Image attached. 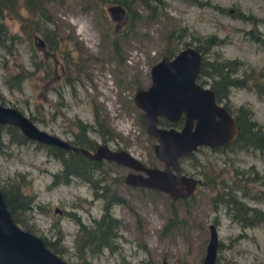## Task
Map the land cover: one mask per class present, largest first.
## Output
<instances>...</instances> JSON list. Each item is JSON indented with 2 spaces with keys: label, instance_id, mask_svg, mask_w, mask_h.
Masks as SVG:
<instances>
[{
  "label": "rangeland",
  "instance_id": "1",
  "mask_svg": "<svg viewBox=\"0 0 264 264\" xmlns=\"http://www.w3.org/2000/svg\"><path fill=\"white\" fill-rule=\"evenodd\" d=\"M162 4L155 17H146L145 9L135 2L139 18L131 21V29L118 35L117 28L124 24L125 17L119 22L106 12L104 17L88 0H50L46 4L47 24L55 30L56 45L49 49L32 42L31 36L37 31L29 29L30 38L23 37L20 19L8 14L4 21L10 30L18 32L20 40L11 51L0 46L3 103L14 105L39 127L61 137L70 136L67 128L74 127L75 118L91 122L95 110L110 132L103 141L126 148L145 163L160 165L151 149L153 139L145 132L141 111L131 94L134 87L149 81V65L173 43L172 38H166L169 30L186 26L183 40L195 42V36L203 38L207 34L216 39L203 52L204 59L226 57L238 62L235 74L245 83L229 84L226 101L233 112L238 105L248 108L264 129V0H163ZM19 10L24 13L22 7ZM238 12L251 14L255 20ZM114 36H119L117 49L110 42ZM116 52L120 55L118 63ZM16 69L26 75L19 88L8 87L4 74ZM200 76L207 84V74L201 72ZM98 134L93 133L96 140ZM7 137L0 127V185L13 179L21 193L31 195L33 214L45 232V226L56 217L55 205L75 210L85 223L98 217L103 199L90 193L84 179L76 176L70 183L49 184V170L59 164L55 156L46 153L44 146H37L35 140L17 143L7 141ZM203 150L196 154L210 160L212 173L220 169L227 182L226 175L232 178L230 171L235 166H252L264 178V152L257 148ZM191 161V157L181 160V169L201 178ZM104 163L106 180L127 170L113 161ZM240 184L245 190L240 194L243 201L264 209V185L259 181ZM257 187L262 188L259 198L255 197ZM116 188L123 199L110 207L120 225L115 247L80 256L71 245H64L60 254L72 264H159L161 259L165 264H201L208 222L214 223L217 233L213 264H264V224L241 226L225 207L211 201L214 187L199 182L190 194L177 198L121 180ZM36 204L43 205L47 212ZM59 220L68 243V231L74 230L75 222L69 216Z\"/></svg>",
  "mask_w": 264,
  "mask_h": 264
},
{
  "label": "water",
  "instance_id": "2",
  "mask_svg": "<svg viewBox=\"0 0 264 264\" xmlns=\"http://www.w3.org/2000/svg\"><path fill=\"white\" fill-rule=\"evenodd\" d=\"M106 14L115 20L124 15L120 2L105 4ZM35 45H42L38 34H33ZM201 62L200 51L192 44L178 47L172 54L162 51L149 65V82L134 87L131 98L141 110L145 132L154 137L151 144L154 156L161 165L147 164L124 147H110L97 142L90 150L70 143L56 133L39 127L27 114L12 104L0 102V123H10L26 137L42 143L77 150L91 158L112 159L131 169L123 180L166 192L171 198L184 197L192 192L200 177L184 172L179 163L181 155L194 150L197 145H218L235 136V118L223 103L216 100L207 84L196 80ZM183 115L179 127L158 125L162 115L168 121ZM208 236L201 257V264H213L217 233L213 222L207 224ZM0 264H70L51 250L43 239L18 225L7 207L0 189ZM159 264H164V259Z\"/></svg>",
  "mask_w": 264,
  "mask_h": 264
},
{
  "label": "trees",
  "instance_id": "3",
  "mask_svg": "<svg viewBox=\"0 0 264 264\" xmlns=\"http://www.w3.org/2000/svg\"><path fill=\"white\" fill-rule=\"evenodd\" d=\"M49 1L50 0H0V46L4 47L6 51H11L17 47V44L20 40V35L17 31L10 30L4 21V18L8 14H14L20 19V28L25 33L23 37L29 39V29H32L42 35L45 41L44 46L46 48H54L56 45L55 30L49 24H47L49 14L46 4ZM88 1L94 9L99 8L100 13L104 17V12L106 11H104L105 9H103V5L105 3L117 1L123 5V18L125 17V21L124 24L122 22V26L117 28L118 35H122L126 31V29H131V23H133L131 21H134L139 18L140 14L133 5L135 2H137L141 7L145 9L146 17H155L163 5V0ZM20 7H22L24 13H21V11L19 10ZM238 14L244 18L250 19L251 21L255 20L254 16L251 14H243L241 12H238ZM262 20H264V18H262ZM186 32H188L186 26H178L175 30H169V32L166 34V38L167 40L172 38L173 43L171 45H166L164 49L169 54H172L178 47L186 43L192 42V44L201 53L199 71L207 74L210 68V61L203 58V52H205L212 43L216 42V39L212 34H207L203 38L195 36V42L193 41L194 39L183 40L182 37ZM118 38L119 36H114L110 40L113 49H117L119 47L117 42ZM115 56V59L118 63L120 60V55L116 52ZM238 65V62L234 61V59H228L226 57L214 61L216 74H218V76L221 78H225L223 81L226 86H228L229 84L243 85L245 83V81H243V78H240V76H234V71H236ZM25 75L26 72L24 73L21 70H11L8 73L6 72L4 74L3 80L8 87L19 88L21 86V81ZM0 102L3 103L2 98H0ZM93 116L94 117L91 122L81 121L80 119L75 118L73 120L74 125L80 127L81 129L91 127L99 133L102 140H105L107 137L110 136V132L107 127L102 126L101 122L98 120V113L95 110L93 111ZM29 117L31 118V116ZM234 117L236 121L237 130L232 140L213 147L206 145L198 146L195 150L189 152L185 156H182L181 160H183L184 158L186 159L188 157L192 158V161L195 162L194 166H197V168L194 170L201 173L200 182L207 184L209 187H214V194L210 196L211 201L213 203H215L216 201V203H219L220 205L225 207V211L229 213L230 217L233 220L237 221L241 226L253 225L256 223L264 224V209L258 208L255 205H247L240 196V194L242 195V193H245V190L242 188V184H240L242 182L259 181L261 184L264 185V178H262L258 174L257 170H255L252 166H248L247 168H237L235 166L233 168V172L230 171V173L233 175L232 178L229 175H226L229 179V181L227 182L224 178L225 176H222L219 173L220 169L218 171L215 170V172L212 173L211 171L213 169V165L210 160H208L204 156L201 157L196 154L197 151L203 152L204 148L222 149L231 146L235 148L252 147L257 148L261 152H264V129L251 116L250 110L248 108H244L241 105H238L235 110ZM140 118L142 120L141 114ZM101 121L105 124L103 119H101ZM0 127H3L8 133L7 141L9 142L21 143L27 140H32L26 138L13 124L0 123ZM77 142H79V144H84L86 141L84 142V140L79 139ZM35 143L37 146H44L46 153L62 158L60 168L57 172L51 175L48 182L49 184L52 185L56 182H67L68 176H66V174H63L65 170V164L63 163H65L67 158L69 157V159H73L75 161V163H71L70 171L76 174V172L74 171L75 169L76 171L82 170L83 175L88 178H91L89 171L83 170L87 167V163H85V156L81 152L67 150L65 148L50 143H42L38 141H35ZM100 173L102 174V171H98V174ZM83 175L80 176V178L87 179L86 177H83ZM259 178L261 180H259ZM0 189L3 192L7 206L9 208L14 207L16 204H19L22 207H26L31 203V195L21 193L20 185L17 183V181L13 179L6 180L5 183H2L0 185ZM261 189L262 188L258 187L255 189V191L257 192V196H255L256 198L261 197V195L259 194ZM122 199L123 198L120 195H111L109 200L111 202L102 204L103 212L101 213V215L99 217L93 218L92 223H88L84 228H81V233L84 235V243H81L78 246L76 245L78 250H81L83 253H92L102 250L104 248L112 249L113 247H115V243L112 241V238L109 234H111L110 232L112 227L114 228L119 225V220L117 217L111 215L110 207L111 203L122 201ZM105 229L110 230L109 234L106 235L104 233ZM49 247L52 248L51 245H49Z\"/></svg>",
  "mask_w": 264,
  "mask_h": 264
},
{
  "label": "flooded vegetation",
  "instance_id": "4",
  "mask_svg": "<svg viewBox=\"0 0 264 264\" xmlns=\"http://www.w3.org/2000/svg\"><path fill=\"white\" fill-rule=\"evenodd\" d=\"M232 9L233 8H229V10H232ZM33 34H38L40 36V38L42 39V45H40V46L44 47L45 41H44L42 35L39 32H34ZM33 34H32V36H33ZM32 36H31V40H32ZM38 59H40V58H38ZM35 65H37V64H35ZM215 69L216 68L214 67V61L211 60L210 61V68H209V71L207 73V85L214 92V96H215L216 100L221 102V103H223L224 106L234 116L235 111L233 112L231 110L229 104L226 101L228 96H227V93H226L227 86L225 85V83L223 81L225 78L219 77L218 74H216V70ZM199 70H198V73L196 75V80L199 83H201V84H206V83H204L205 81L202 78H200L201 77L200 76L201 72ZM235 73H236V71H234V75L235 76H239V75H236ZM148 82L145 85H139V86H146L148 84ZM211 84H212V86H211ZM182 121H183V115L182 114H180L179 116L174 118L172 121H168L166 117H164L162 115H158L156 123L158 125H165V126L173 125L174 127H179L182 124ZM235 123H236V121H235ZM73 126H74L73 128H71V127L67 128L70 131V136L69 137H63L65 139H67L70 143L76 144V145H82V146L92 150V149H94V147H95L97 142H103V140L101 139L99 134H98V137H99L98 140H96L94 138L93 133L95 132V130L93 128L89 127V128H86V129H81L78 126H75V125H73ZM150 137L154 141V137H152V136H150ZM79 139H82V140H84V142L85 141L86 142L84 144H79V142H77ZM104 142H106V141H104ZM53 145H55V144H53ZM108 145L110 147H119L117 145L115 146V145H112V144H108ZM201 145H204V144L197 145L196 148L198 146H201ZM218 145H221V144H218ZM56 146H58V145H56ZM206 146H209V145H206ZM213 146H217V145H213ZM213 146H210V147H213ZM59 147H61V146H59ZM65 149L72 150V151H77V150H74V149H71V148H65ZM191 151H193V150H191ZM188 153L189 152H187L186 154H188ZM186 154L181 155L179 157V163L181 161L182 156H185ZM84 156H85L84 161H85V163H87V167L84 168L83 170L84 171L85 170L89 171V173L91 175L90 176L91 178H88L85 175H83L82 170L81 171H76V169H75L74 171L76 172V174L74 172L70 171V169H71L70 165H71L72 162L75 163V161L73 159H69L70 158L69 157V158H67L66 162L63 163V164H65V168H64L65 170H64L63 174H66V176H68L67 183H70L72 181V179L76 178V176L80 178V176L83 175V177L87 178V179H84V180H85V182L87 183V185L89 187L90 193L93 196H98V195L101 196V198L103 199V203H110L111 201H109V200H110V196L111 195H120L118 193V191H117L116 183L119 182L120 180L123 183H127V182H125L123 180V176H124L125 172L130 170L131 168L126 166V165L120 164V163H118V162H116V161H114L112 159H107V158H104V157L91 158V157H88L86 155H84ZM55 158L59 162V164L57 165L56 168H54L52 170H49V179H50L52 174H54L55 172L58 171V169L60 168V164L62 163V161H61L62 158L57 157V156H55ZM106 161H113L115 163L123 165V166H125L127 168V170H125L123 172V174L120 173L117 176L116 175H112V176L109 177L108 180H106L105 179V175H103L101 173H100L101 175L98 174V171L101 172V171H103L102 169L105 168L104 167L105 166L104 162H106ZM160 163H161V161H160ZM180 167H181V165H180ZM58 183H61V182H56L54 184H58ZM54 184H52V185H54ZM127 184H130V183H127ZM130 185L142 186V185H139V184H130ZM143 187H147V186H143ZM153 189H156V188H153ZM32 207L35 208L32 205V203H30L26 207H22L21 205L16 204L12 208L8 207V209L10 211V214H11L12 218L14 219V221L16 223H18L19 226H21L23 228H26V229L32 231L35 234H38L43 239L44 243L48 247H49V245L52 246V248L54 250L51 247H49L51 250H53L54 252L59 254L63 259L68 261L70 264H72V263L69 260H67L66 258H64L60 254V252H62L66 248V246H64V245H71L72 248H73V251L77 255H80V256L84 255V253L81 250H78L77 246L79 244H81V243H84L83 242L84 235L81 233L82 232L81 228H84L88 223H85V221L83 219H81L79 213H77L75 210H72V209H67V208H64V207L56 206V205L53 206V212L55 213L56 217L54 216L53 220L49 221L48 225L45 226V230H46V232H45L43 230V227L40 226V224L36 220V218H35V216L33 214L34 211H33ZM36 207L39 210L47 212V210L42 209V208H45L43 205L36 204ZM102 212H103V205H102L101 213ZM101 213L98 215V217L101 215ZM61 216H69L75 222L74 230L73 231H68L69 234H71L70 235V240H69L68 243H65L66 241H65V238H64V235L66 234V230L62 228L61 221L59 220V218ZM92 218H96V217H92ZM92 222H93V220L90 223H92ZM119 226L120 225H118V226H116L114 228L112 227L111 228V232H110L109 229H105V231H104V233L106 235L109 234V232L111 233L109 235L111 236L112 241L114 243H115V239H116V237L118 236V233H119ZM38 230H40V231H38ZM159 263H160V261H159ZM164 264H165V262H164Z\"/></svg>",
  "mask_w": 264,
  "mask_h": 264
}]
</instances>
